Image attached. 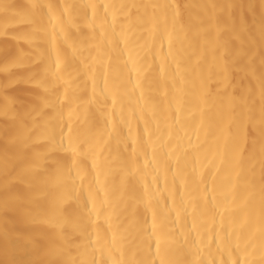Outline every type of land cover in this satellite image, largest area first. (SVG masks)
<instances>
[{"label": "bare ground", "instance_id": "1", "mask_svg": "<svg viewBox=\"0 0 264 264\" xmlns=\"http://www.w3.org/2000/svg\"><path fill=\"white\" fill-rule=\"evenodd\" d=\"M0 264H264V0H0Z\"/></svg>", "mask_w": 264, "mask_h": 264}]
</instances>
